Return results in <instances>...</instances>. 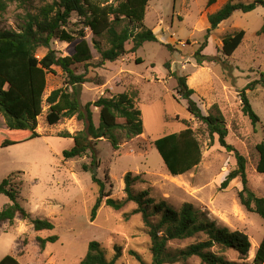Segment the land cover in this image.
<instances>
[{
  "label": "rangeland",
  "instance_id": "rangeland-1",
  "mask_svg": "<svg viewBox=\"0 0 264 264\" xmlns=\"http://www.w3.org/2000/svg\"><path fill=\"white\" fill-rule=\"evenodd\" d=\"M58 1L22 0L10 4L0 14V31H20L28 14L37 15L43 6ZM229 1L232 0H218L207 8V0H150L141 24L125 21L117 30L127 27L136 34L147 28L156 36L157 42H146L137 52L103 65L95 44L101 50L108 49L106 36H95L86 28L85 20L72 13L66 30L77 38L83 32L92 55L86 64L73 67L75 74H83L89 81L80 88L81 106L100 97L127 93L134 97V106L140 111L143 131L129 139L119 134L117 150L102 138L94 147V163L90 151L81 158L64 161L61 153L70 148L73 141L59 135L76 134L84 131L86 125L76 117L63 119L54 126L46 123L48 105L45 99L53 90L64 88L66 83L62 71L53 68L54 74L47 76L42 113L37 119L36 132L40 136L0 148V183L9 177L10 185L18 192V202L31 218L49 220L54 229L34 232L31 223L19 217L12 224L0 223V260L12 255L20 264H78L84 258L88 244L96 241L109 260L114 255L113 247H121V257L115 264H140L128 254L130 250L150 264L149 237L141 216L130 214L136 208L133 203L119 211L102 205L94 220L90 218L98 195L92 176L100 180L107 176V183L112 184V188L106 184V192L110 190L113 199L121 200L125 197L123 178L131 173L140 176L133 186L135 193L148 190L149 197L156 202L164 200L175 210L190 203L218 226L246 234L251 247L245 259H239L231 250L213 248L212 251L229 261L253 264L255 251L264 235V221L240 204L238 194L242 185L239 179L222 188L226 176L236 167L234 154L221 147L218 136L211 138L206 125L187 112L186 102L177 95L176 80L171 76L187 77V86L194 91L192 99L204 116L219 111L227 131L226 143L246 159L248 185L256 196L264 198V175L255 170L256 145L264 139V88L258 85L254 90H246L252 109L259 117L255 126L242 114L240 99L247 85L264 74V36L258 34L264 23V8L259 6L249 13L235 12L207 39V47L201 54L208 59L198 64L194 56L205 41L209 28L207 16ZM239 30L245 32L240 46L232 56H224L222 38ZM79 41L67 44L53 40L50 49L58 56H71ZM165 45H170L171 50ZM131 47L132 42L128 41L125 49L129 51ZM46 52V49H40L37 57L41 58ZM166 63L169 69L165 67ZM91 112L97 127L99 110L92 107ZM186 127L193 130L200 144L201 162L189 173L173 177L167 172L153 142ZM0 133L9 138L18 137L5 128L1 115ZM83 165L87 170H83ZM8 203V197L0 194V211ZM51 235H57L59 240L47 244L41 251L36 238ZM199 240L171 241L168 248L183 249ZM175 264L202 263L192 257Z\"/></svg>",
  "mask_w": 264,
  "mask_h": 264
},
{
  "label": "trees",
  "instance_id": "trees-1",
  "mask_svg": "<svg viewBox=\"0 0 264 264\" xmlns=\"http://www.w3.org/2000/svg\"><path fill=\"white\" fill-rule=\"evenodd\" d=\"M22 0H0V14L4 13L10 4ZM150 0H59L43 6L37 15L28 14L20 31H0V115L5 128L12 131L17 138H9L0 133V148L9 147L22 142L35 139L40 135L36 132L37 119L42 113L43 97L47 87V76L54 74L53 68H58L66 77L64 88L53 90L45 99L48 105L46 123L50 126L58 124L63 119L76 117L86 125L84 131L76 134L63 133L59 135L64 139H72L73 145L62 151L64 161L81 158L91 152L94 163L95 145L102 138L107 140L112 149L117 150L119 134L126 138H132L142 134L143 127L141 114L134 106L133 98L127 93H121L111 98L100 97L94 102L87 103L84 107L80 103V88L89 81L81 74L77 75L73 67L78 64H86L92 59L88 43L84 39L83 32L78 38L66 30L72 13H76L85 20L86 28L98 37L106 36L109 48L101 50L95 44L100 53V64L115 62L127 53H135L146 42H157L156 36L150 29L144 28L134 34L127 27L117 30L125 21L141 24L146 15ZM217 0H207L206 7L210 8ZM264 8V0H252L243 3L240 0L227 2L217 12L207 16L209 28L206 30L204 43L195 52L198 64L208 57L201 54L207 47V39L219 25L229 19L235 12L249 13L257 7ZM264 36V23L258 32ZM245 32L239 30L222 38L221 52L230 57L240 46ZM74 46L71 56H58L50 49L53 40L72 44ZM131 41L129 51L125 44ZM171 50L170 45H165ZM40 49L47 52L41 58L37 57ZM166 63L165 67L169 69ZM176 80V93L186 102L187 112L196 120L206 125L211 138L218 136V143L227 152L234 154L236 167L231 170L222 183V188L239 179L242 190L238 194L240 204L249 212L256 214L264 221V198L256 196L250 189L246 177V159L225 141L227 131L223 125V118L218 114L204 116L192 99L194 91L187 86V77L172 74ZM264 88V74L257 81L248 84L240 95L242 114L246 116L253 126L259 123V117L252 109L246 95V90H254L256 86ZM134 96V95H133ZM99 110V123L96 127L92 120L91 108ZM264 134V129H263ZM155 149L163 160L167 172L178 177L195 169L201 162V148L194 132L190 127L184 130L165 135L153 142ZM258 161L255 170L264 175V139L256 145ZM83 170H87L85 165ZM10 178L0 183V194L9 199V203L0 211V223L12 224L16 217L29 221L34 232L52 231L54 225L46 219H32L30 214L18 202V192L9 182ZM108 177L104 180L92 176V182L97 186V198L91 209L90 218L94 220L97 211L102 205L115 210H121L128 203H133L136 208L131 215L141 216L143 228L150 241V264H175L185 262L189 258L196 257L202 264H248L234 262L212 251L213 248L231 250L243 260L250 251V241L246 234L239 231H230L218 226L207 215L198 211L192 204L185 203L180 209L175 210L166 201L156 202L149 197L148 190L135 193L134 184L140 180V176H132L127 173L124 178V194L121 200L111 197L110 190L106 192ZM128 217V216H126ZM192 238H200L199 241L186 246L183 249L170 250L168 243L171 241H184ZM57 235L46 238L37 237L38 247L43 251L47 244L56 243ZM112 259H107L105 250L96 241H91L87 246L84 258L78 264H115L121 257V247H113ZM140 264H148L133 250L128 252ZM253 264H264V235L258 245L253 258ZM0 264H20L12 255H7L0 260Z\"/></svg>",
  "mask_w": 264,
  "mask_h": 264
},
{
  "label": "crops",
  "instance_id": "crops-1",
  "mask_svg": "<svg viewBox=\"0 0 264 264\" xmlns=\"http://www.w3.org/2000/svg\"><path fill=\"white\" fill-rule=\"evenodd\" d=\"M217 1H218V0H217ZM222 23H223V22H222ZM222 23H221V24H222ZM221 24H220L219 26H221Z\"/></svg>",
  "mask_w": 264,
  "mask_h": 264
},
{
  "label": "water",
  "instance_id": "water-1",
  "mask_svg": "<svg viewBox=\"0 0 264 264\" xmlns=\"http://www.w3.org/2000/svg\"><path fill=\"white\" fill-rule=\"evenodd\" d=\"M94 173H95V171H94Z\"/></svg>",
  "mask_w": 264,
  "mask_h": 264
}]
</instances>
